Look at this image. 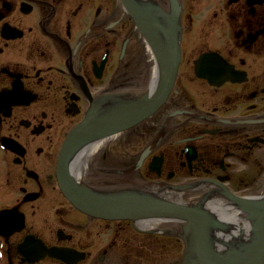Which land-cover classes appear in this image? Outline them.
<instances>
[{
    "label": "flooded vegetation",
    "instance_id": "1",
    "mask_svg": "<svg viewBox=\"0 0 264 264\" xmlns=\"http://www.w3.org/2000/svg\"><path fill=\"white\" fill-rule=\"evenodd\" d=\"M205 53L216 56L214 82L199 68ZM169 74L155 112L90 134L125 107L123 94L152 97ZM80 123L61 172L84 208L57 177ZM178 191L180 211L102 213V197ZM259 194L264 0H155L142 20L121 0H0V264H68L43 244L68 248L72 264H250L264 231L252 232L244 198Z\"/></svg>",
    "mask_w": 264,
    "mask_h": 264
},
{
    "label": "water",
    "instance_id": "2",
    "mask_svg": "<svg viewBox=\"0 0 264 264\" xmlns=\"http://www.w3.org/2000/svg\"><path fill=\"white\" fill-rule=\"evenodd\" d=\"M122 1L132 16H136L137 18L141 20L144 18L143 16L146 15L145 12L139 6V4H137L134 0H122ZM208 59H212L211 55H209ZM205 67L206 68H204V71H207L210 74V76H214L213 72H211L213 68L212 64H209L208 66H205ZM173 70H172V73H173ZM171 80H172V75L168 76L165 81L163 80L161 86L159 87L156 95L153 98L147 99L144 103L140 104L137 107L135 106L133 108H130L124 111L121 114L110 117L109 119L105 120L102 123V127L99 130H96L93 133L94 134H105L109 132L119 131V130H122V129H125L131 126L132 124H135L139 120L148 116L163 102L172 84ZM80 128L81 126L74 129L69 135V137L67 138L65 142V148L67 150H69L70 146L74 143L76 135L81 130ZM62 162H64V159L62 160ZM59 184L61 185V188L64 191V193L69 198L71 199L74 198L77 204L81 208H84L83 207L84 204L81 203L82 202L81 196L73 189L71 182L67 178L66 175L62 174V176H59ZM100 199L102 200V203L104 206V209L102 212L104 213L105 216H108L111 218H132L140 213L154 211L151 209H147L145 207L155 206V207L163 208L169 205L164 202L142 200L141 198H137V197H122V198H119L118 203H116L114 200L108 197L107 198L104 197ZM161 210L162 209H158L156 211H161ZM171 210L175 211L174 209H171ZM263 216H264V213H263ZM44 252H48L49 254L55 255L60 258H65L66 255H68L67 252H64L62 249H58V248H51V249L44 248ZM251 264H264V239H263L261 248L259 249V252L256 254L255 257H253Z\"/></svg>",
    "mask_w": 264,
    "mask_h": 264
},
{
    "label": "bare ground",
    "instance_id": "3",
    "mask_svg": "<svg viewBox=\"0 0 264 264\" xmlns=\"http://www.w3.org/2000/svg\"><path fill=\"white\" fill-rule=\"evenodd\" d=\"M145 8L151 9L154 6L155 0H139ZM146 94L141 93L139 94L138 92L132 93V94H123L122 96V103H125L127 106L129 103H132L131 101L135 103L142 102L143 99H145ZM128 102V103H127ZM128 107V106H127ZM124 191L128 189H123ZM156 197L161 198V199H167V200H177L178 203L184 204L185 202L182 199V196L180 193H155ZM247 201V205H249V211H250V221H252V232L255 234L257 232V229L259 231L263 230V226L261 223L262 220V215L259 212L263 207L259 206L260 201H264V195H259V196H251V197H245L244 198ZM195 203V201H193ZM230 222H236V219L234 217H231ZM235 226H237L235 224Z\"/></svg>",
    "mask_w": 264,
    "mask_h": 264
},
{
    "label": "rangeland",
    "instance_id": "4",
    "mask_svg": "<svg viewBox=\"0 0 264 264\" xmlns=\"http://www.w3.org/2000/svg\"><path fill=\"white\" fill-rule=\"evenodd\" d=\"M257 185H259V184H257ZM189 197L190 196H187V197H185L184 199L185 200H188L189 199ZM119 246V250L120 251H122L121 253L123 254V255H121V257H128L129 258V256L130 255H128V254H131L132 253V251L133 250H135V248L133 247V246H130V245H128L127 244V242L125 241V240H121V242H120V245H118ZM127 254V255H126ZM131 258L133 257V256H130ZM166 262L165 261H159V262H150V263H148V262H144L143 264H165ZM116 264H118V263H116ZM124 264H142V262L141 261H139V262H134V261H128V260H126L125 261V263Z\"/></svg>",
    "mask_w": 264,
    "mask_h": 264
}]
</instances>
